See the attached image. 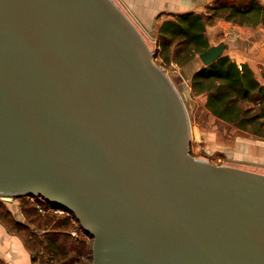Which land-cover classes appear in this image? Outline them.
Instances as JSON below:
<instances>
[{
	"label": "water",
	"instance_id": "obj_1",
	"mask_svg": "<svg viewBox=\"0 0 264 264\" xmlns=\"http://www.w3.org/2000/svg\"><path fill=\"white\" fill-rule=\"evenodd\" d=\"M189 140L177 89L114 0H0V196L73 214L91 264H264V173Z\"/></svg>",
	"mask_w": 264,
	"mask_h": 264
},
{
	"label": "trees",
	"instance_id": "obj_2",
	"mask_svg": "<svg viewBox=\"0 0 264 264\" xmlns=\"http://www.w3.org/2000/svg\"><path fill=\"white\" fill-rule=\"evenodd\" d=\"M219 17L239 25L264 27V0H212L205 12L172 13L157 28V51L162 61L183 64L193 59L210 45L206 23ZM189 83L194 90L205 92L204 105L217 118L264 138V67L258 77L247 63H237L223 53L201 63ZM29 197L19 196L23 221L0 199V220L20 235L33 259L41 264H91V243L73 214L40 211L37 201L45 208L51 204L38 196ZM73 228L78 229L76 235L71 233Z\"/></svg>",
	"mask_w": 264,
	"mask_h": 264
},
{
	"label": "rangeland",
	"instance_id": "obj_3",
	"mask_svg": "<svg viewBox=\"0 0 264 264\" xmlns=\"http://www.w3.org/2000/svg\"><path fill=\"white\" fill-rule=\"evenodd\" d=\"M114 2L126 14L124 10L125 6L119 4L117 0H114ZM211 2L212 0L210 3ZM206 6L204 12L206 11ZM219 19L225 20L219 17L206 23L205 34L209 44H215L221 40L226 41L221 39V37H224L226 33L223 32V30H219L216 29L217 27H214V24H216ZM130 20L140 31L145 42L150 48L153 61L164 70L182 99L189 124L190 153L197 157L204 158L214 164H225L264 173V138L255 135L248 130H242L230 122L217 118L208 109H206L204 105L206 98L205 92H198L190 85V72L195 66L198 67L201 64V62L197 60L198 54L194 56L196 59H191L192 61L190 60L183 64H178L173 60L164 62L162 61L161 55H158L157 51V29L147 31L136 20ZM159 23L160 21L158 24ZM252 28V30H254L258 27L254 26ZM224 53H226L225 49ZM240 142L248 143V146L244 148L243 152H240V149H238ZM31 198L29 197V199ZM0 199L4 202L5 207L11 211V214L16 219L20 221L25 220L20 207L22 202L21 198L7 196L6 198L1 197ZM40 206H42V204H40ZM42 208L43 211L50 210L49 208ZM50 211L55 212L53 210ZM19 212H21V214ZM55 213L62 214L59 212ZM87 238L91 243V238Z\"/></svg>",
	"mask_w": 264,
	"mask_h": 264
},
{
	"label": "crops",
	"instance_id": "obj_4",
	"mask_svg": "<svg viewBox=\"0 0 264 264\" xmlns=\"http://www.w3.org/2000/svg\"><path fill=\"white\" fill-rule=\"evenodd\" d=\"M117 1L125 6L124 10L130 19L139 22L147 31H152L157 29L159 21L170 17L172 13L189 10L204 12L205 6L211 0ZM214 27L226 33L224 37H221L226 40L225 52L237 63H247L259 77L260 71L264 67V27L257 25L258 28L252 30L254 26L239 25L222 19H219ZM196 68L197 66L192 69L190 74ZM246 146H248L247 142H240L238 149L243 152ZM19 213L21 214V212ZM0 264H41L38 260L33 259L20 235L11 232L1 220Z\"/></svg>",
	"mask_w": 264,
	"mask_h": 264
},
{
	"label": "built area",
	"instance_id": "obj_5",
	"mask_svg": "<svg viewBox=\"0 0 264 264\" xmlns=\"http://www.w3.org/2000/svg\"><path fill=\"white\" fill-rule=\"evenodd\" d=\"M30 197L33 198V196H30ZM40 204H42V202L37 201V207L39 208L40 211H43V208H42V207H44V205L42 204V206H40ZM44 208H45V207H44ZM48 208H49L50 210L55 211V212H59V213L66 212V213H68V214H71V213H69V212H67V211H65V210H63V209H61V208H59V207H56V206L49 205ZM77 222H78V221H77ZM81 232L84 233V231H82V230H81ZM71 233L74 234V235H76V234L78 233V229H77V228H73V229L71 230ZM84 235L87 236V237H89L86 233H84Z\"/></svg>",
	"mask_w": 264,
	"mask_h": 264
}]
</instances>
